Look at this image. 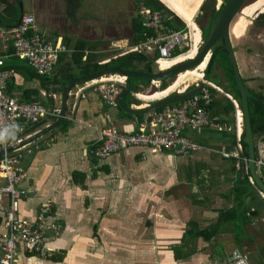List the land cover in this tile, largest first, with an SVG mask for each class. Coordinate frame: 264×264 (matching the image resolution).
I'll list each match as a JSON object with an SVG mask.
<instances>
[{"label": "crops", "instance_id": "obj_1", "mask_svg": "<svg viewBox=\"0 0 264 264\" xmlns=\"http://www.w3.org/2000/svg\"><path fill=\"white\" fill-rule=\"evenodd\" d=\"M31 1L32 10L27 13L34 14L38 29L46 38H59L63 43L65 32L52 24V14L58 13L52 2ZM3 6L0 3V10ZM24 11L22 7L20 14ZM242 17L233 25V31L239 34L236 27ZM68 38L69 47H74L77 39L85 41L84 57L88 52L97 57L104 53V62L131 52L134 44L131 28L108 43L85 35ZM103 44L107 47L102 48ZM10 45L14 48L12 39L7 47L0 43L4 59L16 55L7 51ZM112 50L121 53L105 54ZM13 75L14 94L20 95L18 85L37 89L36 94L43 100H47L43 91H52L56 93L52 96L55 106L61 107L55 84L48 87L36 75L28 79L19 72L14 71ZM241 75L245 77L242 72ZM150 85L156 84L150 80ZM221 89L217 95L224 92ZM159 90L163 89L156 91ZM154 92L142 89L137 95L129 93L131 96H125L124 104L137 109L147 107L158 97H152ZM225 94L233 100L229 92ZM237 109L231 119L220 106L219 114L232 126L231 130L186 131L202 146L195 153L175 155L166 150L132 147L99 159L90 155L88 148L97 142L100 130L114 124L123 131H136L145 113L141 117L124 109L125 113L118 106L105 104L84 83L74 85L67 97L68 126H56L52 132L38 137L35 142L40 148L22 159L25 175L20 184L27 193L18 210L19 217L33 219L46 200L53 202V216L64 226L55 242L56 251L62 252L63 257L54 261L26 255L18 264H27L30 257L41 264H264V193L256 183L243 185L244 190L239 191L237 183L251 171L243 158L224 156L221 152L237 143L236 123L241 122ZM45 121L46 125L53 119ZM240 129L244 131L243 126ZM263 135L254 138L256 153L264 150ZM75 170L84 173L80 182L74 180ZM257 171L262 176L258 168ZM3 220L0 211V234L5 228ZM208 228L216 231L207 240L195 236L199 229ZM190 229L193 231L189 232ZM175 247L184 252L182 258H175ZM140 255L143 257L138 258Z\"/></svg>", "mask_w": 264, "mask_h": 264}, {"label": "built area", "instance_id": "obj_2", "mask_svg": "<svg viewBox=\"0 0 264 264\" xmlns=\"http://www.w3.org/2000/svg\"><path fill=\"white\" fill-rule=\"evenodd\" d=\"M138 12L143 17V25L151 28L153 34L144 32L143 38L131 45V52L153 53L157 50L155 61H159L161 58H172L174 47L189 43L191 36L188 31L163 26L160 11L139 3ZM38 31L34 14L24 11L16 24L0 25V43L7 47L8 41L12 39L16 55L28 61L38 73L51 74L58 54L68 49L61 39L42 37ZM4 60V56L0 55V65H3ZM13 74L12 68H0V151L5 150L0 155V178L3 179L0 182V211L4 216L5 227L0 234V264H18L20 252L25 250L42 258L51 256L56 251L55 242L63 231V225L53 216L51 200H46L40 206L33 219L18 216L19 202L27 193V189L20 184L25 175L22 159L25 154L40 148V144L32 141L9 151L6 149L30 135L25 134L30 125L58 115L59 107L42 103L41 100H22L19 95L8 93V79ZM126 81V75L119 73L84 82V85L97 92L105 104L117 107ZM196 85H199V89L178 103L163 105L145 113L136 131H123L114 124L104 126L97 142L89 146V154L105 159L132 147L166 150L175 155L201 150V144L188 136L187 130L208 128L221 131L231 130L232 126L225 123L219 113L210 109L213 95L209 86L217 90H222L221 87L206 78ZM43 93L49 94L47 91ZM53 94L56 96L55 92ZM233 100L241 116V122L236 123L238 140L234 147L222 149L221 152L224 156L243 158L248 167L249 156L243 154V132L241 129L239 131V127L243 126L242 113L236 99ZM255 157L256 166L264 179V150L259 149ZM249 179L255 184L251 174Z\"/></svg>", "mask_w": 264, "mask_h": 264}, {"label": "trees", "instance_id": "obj_3", "mask_svg": "<svg viewBox=\"0 0 264 264\" xmlns=\"http://www.w3.org/2000/svg\"><path fill=\"white\" fill-rule=\"evenodd\" d=\"M22 0H0V3L3 6L2 10H0V24L1 25H14L19 20V14L21 12V3ZM228 0H223L222 4L220 6H216V0H204L202 4L200 5V12L199 16L201 17L199 21V28L201 31V39L202 41L206 37V32L208 29L209 24L213 21L215 16L219 14L220 10L224 7L225 3ZM255 1V0H253ZM66 2V12L68 16L75 15V12L77 8L80 6V0H65ZM133 5L136 9V14L131 17V30L133 34V40L132 42L137 43V41L141 38H143V33L147 32L149 34H153V30L151 28H146L143 25V17L138 12V4L142 3L145 6H147L151 10H158L162 14V24L164 27L172 29V30H186L188 27L186 26L185 22L179 19L175 14L170 11L163 3H161L159 0H133ZM21 15V14H20ZM195 19V18H194ZM205 19V22L202 21ZM253 30L263 32L264 34V10L262 12H259L257 16L253 19ZM38 33L42 35V37H45L41 30L39 29ZM63 43L66 45L68 50L60 52L58 54L57 60L54 63L53 70L51 74H41L36 71L34 67H32L28 61L20 59L18 56L11 54L7 56L4 60L3 68H12L15 72H19L22 75L25 76V78H33V75H36L40 81L43 84H47L48 87L50 85L55 84L54 89H58L59 95H61V87L67 83V81L76 76L80 75H87L89 73H92L96 70L110 67V66H119L122 69H133V70H143V71H153L157 70L158 68H154L155 64V58L158 56L157 50H155L153 53H144V52H127L126 54H119L114 58H111L110 61L106 63H99L101 59L97 58V55H94L92 53H87L84 57L83 50L85 41L82 39L75 40L74 47H69V38L67 35L62 37ZM222 38L217 39L212 44V52L207 60V63L203 69L204 77L215 84L221 86L224 89L223 95L221 93L220 95H217V93H220L217 91L215 87L209 86L210 90L212 92V101L210 105V109L213 110V112L220 113V106L223 105V108L227 112L228 115L231 116V119L235 118L236 114V107L234 104V101L225 94V92H229L234 99H236L239 108L241 109L240 105V96L239 91L233 76V71L231 68V64L229 62L228 53L222 46ZM188 45L183 46H176L172 49L171 54L173 57L179 56L181 53H184L188 50ZM248 51H252L251 47L247 48ZM264 50V45L261 43V48L258 49V52H262ZM9 53L14 52V48L12 45L9 46L7 49ZM67 51L69 53H67ZM4 51L0 49V54H2L5 57V54H3ZM67 56L68 58H65ZM216 69H220L223 73V76L225 77V81L221 80L220 72H217ZM214 71V72H213ZM175 75H172L170 77H174ZM167 78H163L160 81V87L159 88H166L168 86V82L166 81ZM14 80V75H11L8 79L6 91L8 93L14 94L12 92L14 88L12 87ZM140 81L145 82L143 85H147L150 82V79L144 78V77H136L131 76L127 78V85L131 84L132 86H137L139 91H142L143 87L139 84ZM243 81L245 82V77H243ZM80 84V83H79ZM196 84H191L185 88V90L194 88ZM246 89L250 92V95L248 96V107H249V116H250V122L252 127V133L253 137L255 138L259 134H264V85L262 84L258 88L250 87L245 82ZM17 88L21 89L20 97L22 100H41L42 103H46L48 105L54 106V98L52 95H46L45 97L47 100L41 99L38 94L37 89L33 87H24L22 85H18ZM51 88V87H50ZM155 89H158V87H154ZM36 94V95H35ZM131 96V94H129ZM220 96V97H219ZM178 101H174V103H170V105L178 103ZM128 105V104H127ZM119 109L123 112L127 113L120 105H118ZM139 116H143V114H139ZM57 118V115L54 116L52 119L55 120ZM47 121H41L36 124L30 125L26 129L25 134H30L31 132L37 130L38 128L43 127ZM68 120L66 117L62 119V121L59 123L58 126L61 128H66L68 126ZM54 129H52L50 132H52ZM245 136V130L242 133V144H243V154L246 156H249L248 152V143L244 140ZM264 139V135H263ZM249 170L246 174V176H243V179H240V181L237 183L236 188L239 189V191L244 190V186H253L250 179H249ZM74 180L80 182L84 179V173L78 170L74 171ZM244 185V186H243ZM40 208V207H39ZM54 208V204L52 207V210ZM39 210V209H38ZM223 219V217H222ZM59 221V220H58ZM61 222V221H60ZM63 225V223L61 222ZM193 227H195V223L193 224ZM214 230H211V228L208 229H199L196 232L195 236H201L203 240H207L215 231L216 228H213ZM193 231V230H192ZM191 229L189 232H192ZM194 236V235H193ZM192 237V236H191ZM175 252V258L179 259L182 258V250H180L179 247L174 248ZM181 251L182 253L179 254L177 251ZM24 254L29 256H37L38 258H42L36 253L29 252L28 250L24 251ZM191 254V253H190ZM63 253L59 251H55L51 256H46L42 259L46 260H54L58 261L62 259Z\"/></svg>", "mask_w": 264, "mask_h": 264}, {"label": "rangeland", "instance_id": "obj_4", "mask_svg": "<svg viewBox=\"0 0 264 264\" xmlns=\"http://www.w3.org/2000/svg\"><path fill=\"white\" fill-rule=\"evenodd\" d=\"M45 1H48V0H43V2ZM132 1L133 0H80V6L77 8L75 15L70 17L67 15V12H66L67 7H66L65 0H57V1L50 0V2H52L51 4L54 7V9L58 11V13L56 12L52 14V21H53L52 24L55 23L59 27L60 31L61 32L64 31L67 36H71L75 38V37H80L82 35H85L86 37H89V38H100L102 42L108 43L113 38L125 35V33H127L129 29L131 28L130 15L133 16L136 14V9ZM260 1L261 0H255V1L248 0L246 5H244V7L241 9L238 15L235 17L233 24L235 23L236 20L242 17L243 9H245V7L247 8L251 5L256 4L257 2L259 3ZM48 2H46V5L50 4ZM222 2L223 0H216V6H220ZM21 4L24 10L26 11L32 10L31 0H22ZM199 12H200V9H198L196 16L193 17V22L197 23V25L199 24V21L201 19V17H198ZM255 16L256 15L254 14L248 17L246 28L243 31H241L240 34L231 30L230 35H231L232 43L239 45L237 48L238 50L235 51V54H236V58L239 64L240 73L242 72L246 80L248 79L247 77L250 76L251 77L250 80L248 79V82L246 83L250 86L258 88L262 84L264 85V50L262 52H258V49L261 48V43L264 45V34H262L263 32L253 30V28H251L253 25L252 21ZM181 20L184 21L183 19ZM184 22L186 23V21ZM186 25L188 24L186 23ZM187 27H188L187 31L191 34L190 35L191 37L188 40L189 41L188 50H189L192 46L193 38H192L191 26L188 25ZM201 42H202V39H200L198 45L201 44ZM103 47H107L106 44H103L102 48ZM248 47H251L252 51H248L247 50ZM114 50H112L111 52H105V54L121 53L119 51H114ZM103 55L104 53H101L100 56L97 58L101 59L100 61H103L104 59L102 58H105V57H102ZM159 65H161L160 62H159ZM154 68L155 69L157 68L156 62L154 64ZM216 70L217 72L221 73L220 74L221 80L226 82L222 71L220 69H216ZM110 75L112 74H108L104 76H110ZM104 76H101V77H104ZM177 77L178 76L174 78L167 77L166 81L168 82V86L172 84L177 79ZM203 78H205L204 72L202 73V76H200L199 78L194 79L192 81H188V84L186 86L185 84L184 85L180 84L179 86L171 89V91L169 92L183 90L184 88H186L187 86L191 84H196L197 82H201ZM154 82L156 84L155 86L150 85V82H149V84L147 85H142L143 89L149 92H154L158 90L160 87L161 81L155 80ZM154 87H158V89H155ZM153 88L155 90H153ZM167 93L168 92L164 93V95ZM45 95H48V94H44V96ZM49 95H52L53 97H55L52 91H50ZM25 256L26 255L24 254V252L21 251L18 257V261L22 260L23 257ZM137 257L141 258L143 256L140 255ZM29 259L30 261L27 264H41V261L36 258L30 257Z\"/></svg>", "mask_w": 264, "mask_h": 264}, {"label": "water", "instance_id": "obj_5", "mask_svg": "<svg viewBox=\"0 0 264 264\" xmlns=\"http://www.w3.org/2000/svg\"><path fill=\"white\" fill-rule=\"evenodd\" d=\"M159 1L163 3L161 0ZM246 2L247 0H228L225 3L224 7L220 10L219 14H217L215 18L213 19V21L211 22V24H209L207 32H206V37L201 42V44L198 45V49L196 50V52L192 56L179 60L168 67L158 68L157 70H153V71H143V70H133V69H122L119 66L115 65V66L105 67V68L96 70L87 75H80V76L70 78L67 81V83L63 85L61 88V98H60L61 107L57 115V118L53 120L52 122L46 124L42 128L37 129L32 134L25 136L23 139L19 140L15 144H12L6 149V151L20 147L23 144L32 142L38 137L42 136L43 134L49 132L50 130L58 126L59 123L62 121V119L65 117V111L67 107V97H68L70 90L72 89L74 85L81 83V82L91 81L93 79H97L104 75L119 74V73L126 75L127 78L131 76H136V77L148 78L152 81L161 80L163 78H167L172 75L176 76L180 71L196 66L198 63L204 60L206 56H208L209 58L212 52V48H211L212 44L217 39L222 38V41H223L222 46L228 53V58H229V62L231 64V68L233 71V76H234V79H235V82H236V85L239 91L241 113H242V120H243L242 122H243V127L245 130L244 140L248 143V152H249L248 167L255 180V183L257 184L258 187L261 188V190L264 193V179L257 171V166L255 162L256 150H255L254 137L252 133V127H251L250 116H249L248 100H247L248 96L250 95V92L246 89L244 81H243V77L240 73L239 64H238L236 54H235L236 47L232 43L231 35H230L234 19L238 15V13L241 11V9L244 7ZM20 5L22 8L21 3ZM167 8L170 11H172L175 14V16L179 17L173 10H171L169 7ZM198 89H199V85H196L194 88H190L187 90L184 89L180 91L177 90V91L168 92L165 95H161L153 99L152 103L149 104L147 107L137 109V108H133L130 106L128 107L124 104V98L126 95H128L129 93H134L135 95H137L136 92H138L137 86H132L131 84H129L123 90V92L119 95V105H121V107L125 109L127 112L132 113V114L148 113L150 112V110L154 108H158L163 105L174 103V101L184 99L190 94L196 92ZM4 151L5 150H1L0 155Z\"/></svg>", "mask_w": 264, "mask_h": 264}, {"label": "bare ground", "instance_id": "obj_6", "mask_svg": "<svg viewBox=\"0 0 264 264\" xmlns=\"http://www.w3.org/2000/svg\"><path fill=\"white\" fill-rule=\"evenodd\" d=\"M161 1L171 10H173L180 18L186 21L189 26H191L192 38H193L192 46L189 49V51H187L186 53L180 56L174 57L172 59L170 58L171 60L161 58L159 62L161 64V67L163 68V67H167L173 62H177L178 60H182L184 58L192 56L196 52L198 43L201 39V31L197 23L193 22V17L196 16L198 9L203 0H161ZM263 8H264V0H261L259 3L257 2L251 7H247V8L245 7V9H243V17L241 18V20H239L240 22L237 24V27H236L237 31H243L246 28V25L248 22V18L246 16L248 17L252 16L256 13V11L263 9ZM232 30H233V26H232ZM207 60H208V56H206L204 60H202L196 66L180 71L176 75L178 76L177 79L171 85H169L167 88L163 90L154 92L152 97L160 96L161 94L169 92L171 91V89L179 86L180 84H183V85L185 84L186 86L188 84V81H192L202 76V73H203L202 70L204 69L207 63ZM149 95H145L146 98L150 97Z\"/></svg>", "mask_w": 264, "mask_h": 264}, {"label": "clouds", "instance_id": "obj_7", "mask_svg": "<svg viewBox=\"0 0 264 264\" xmlns=\"http://www.w3.org/2000/svg\"><path fill=\"white\" fill-rule=\"evenodd\" d=\"M185 24H186V23H185ZM186 26H187V25H186ZM197 49H198V46H197ZM172 57H173V56H172ZM110 60H111V59H110ZM110 60H108V61H110ZM108 61H105V62H104V61H100L99 63H106V62H108ZM155 62L157 63V66H158V61H155ZM173 64H174V63H173ZM167 67H168V66H167ZM163 68H165V67H163ZM87 82H88V81H87ZM126 82H127V81H126ZM81 83H84V82H81ZM78 84H79V83H78ZM52 90H53V89H52ZM59 110H60V107H59ZM41 128H42V127H41ZM38 129H39V128H38ZM35 131H36V130H35ZM33 132H34V131H33ZM33 132H32V133H33ZM32 133H30V134H32ZM35 140H36V139H35ZM35 140H34V141H35Z\"/></svg>", "mask_w": 264, "mask_h": 264}, {"label": "flooded vegetation", "instance_id": "obj_8", "mask_svg": "<svg viewBox=\"0 0 264 264\" xmlns=\"http://www.w3.org/2000/svg\"><path fill=\"white\" fill-rule=\"evenodd\" d=\"M248 1V0H247ZM247 3V2H246ZM246 3H245V5H246ZM202 21H204L205 22V19L204 20H202ZM234 46L236 47V50H238L237 48H238V44H234ZM241 49V48H240ZM152 86H155V85H152ZM153 90H154V88H153Z\"/></svg>", "mask_w": 264, "mask_h": 264}]
</instances>
